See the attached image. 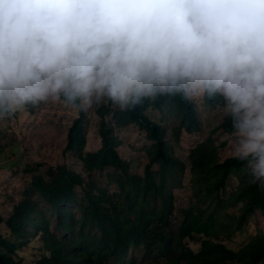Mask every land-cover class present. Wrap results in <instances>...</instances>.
<instances>
[{"label":"clouds","instance_id":"clouds-1","mask_svg":"<svg viewBox=\"0 0 264 264\" xmlns=\"http://www.w3.org/2000/svg\"><path fill=\"white\" fill-rule=\"evenodd\" d=\"M220 98L231 157L264 191V0H0V119Z\"/></svg>","mask_w":264,"mask_h":264},{"label":"trees","instance_id":"trees-1","mask_svg":"<svg viewBox=\"0 0 264 264\" xmlns=\"http://www.w3.org/2000/svg\"><path fill=\"white\" fill-rule=\"evenodd\" d=\"M204 103L214 108L222 101L205 99ZM113 106L105 102L95 109L100 149L84 152L88 118L79 112L67 131L65 152L88 173L110 171L117 194L109 195L93 182L85 183L65 165L32 170L36 174L22 200L6 220L0 215V226L4 224L8 231L7 236L0 231V264H21V256L19 261L16 257L28 246H38L33 254L35 264H128V251L140 248L147 258L158 255L166 264H264V236L253 237L237 251L222 240L247 228L257 211L264 217V191L250 183L244 163L232 157L221 160L210 136L190 152L187 165L171 153L165 127L147 114L166 108L177 120V133L192 134L200 130L195 103L180 96H160L126 111ZM130 125L144 131L151 143L143 176L131 175L129 164L117 153L120 141L113 132ZM218 131L230 135L228 118L213 134ZM187 166L194 195L205 203V209L182 210L177 220L170 186ZM234 179L238 187L228 194ZM77 188L82 189L81 197ZM37 199L55 215V232L49 229ZM238 206L239 215L222 217L229 207Z\"/></svg>","mask_w":264,"mask_h":264},{"label":"rangeland","instance_id":"rangeland-1","mask_svg":"<svg viewBox=\"0 0 264 264\" xmlns=\"http://www.w3.org/2000/svg\"><path fill=\"white\" fill-rule=\"evenodd\" d=\"M194 103L199 113L200 130L192 134L177 133V120L166 108L160 112L147 111V114L156 123L165 127V140L171 153L187 165L190 152L210 136L218 147L221 160L231 157V136L222 131L213 134L225 118L220 107L222 103L214 108L207 107L204 101ZM95 109L96 107H93L85 112L88 118L85 153L96 152L101 146L98 136L99 118ZM78 113L65 108L59 102H49L27 106L22 111L0 119V215L4 220L10 216L14 206L22 200L24 190L31 177L36 174L31 172L32 170L42 172L49 167L65 165L68 170L80 175L85 183L93 182L96 186L105 189L109 195L117 194L116 185L109 178L110 171L88 173L77 159L69 152H65L66 134L72 121L79 117ZM106 121L110 122V116L106 117ZM113 134L120 141L117 153L129 164L130 174L143 176L144 167L147 164L146 149L151 145L146 140L144 131L135 125H130L115 129ZM170 187L174 193L177 220L180 219L182 210L205 209V203L198 202L194 195L189 166L179 174ZM237 187L236 179L230 181L227 193L235 191ZM81 191V188H77L79 197L82 195ZM37 202L50 222L49 229L55 232L53 229L55 215H51L49 207L41 200L37 199ZM239 213L240 206L229 207L222 217L239 215ZM0 231L4 236L8 235L4 224L0 226ZM255 236H264V217L259 211L256 212L247 228L222 240L228 248L237 251L246 246ZM37 248L38 246H28L21 249L16 259L19 261L21 256V264H35L33 254ZM194 248L198 249L199 246ZM126 261L128 264H166V260L159 258L158 255L147 258L141 248L130 249Z\"/></svg>","mask_w":264,"mask_h":264}]
</instances>
